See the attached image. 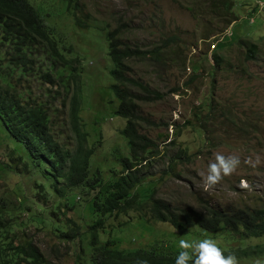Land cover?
I'll return each mask as SVG.
<instances>
[{
  "label": "rangeland",
  "instance_id": "1",
  "mask_svg": "<svg viewBox=\"0 0 264 264\" xmlns=\"http://www.w3.org/2000/svg\"><path fill=\"white\" fill-rule=\"evenodd\" d=\"M35 1L46 10L47 23L54 34L82 58L80 124L90 146L98 143L96 134L101 133L96 158H101L105 149L112 152L119 148L129 154L128 144L119 133L126 122L113 115L119 101L110 90L115 81L108 71L111 63L105 40L108 32L118 29L121 41L132 49L146 51L168 44L159 57L128 61L132 69L129 77L164 96L155 102H138L139 114L160 125L140 126L141 133L153 139L161 153L146 181L154 182L157 198L196 209L204 205L220 210L264 209V0H231V10L222 5L224 1L231 4L230 0H80L81 10L76 11L89 26L87 29L76 26L72 14L63 12V4L58 0ZM233 19H237L235 24ZM171 37L174 42L169 41ZM251 45H256L258 52L254 59L247 60ZM34 89L36 95L47 99L37 83ZM129 89L142 94L136 87ZM51 91V97H56L50 105L54 137L74 151L77 141L69 115L72 94L61 96L57 89ZM200 111L204 113L199 120L196 114ZM186 121L194 123V130L184 128ZM199 121H206L204 125L213 133L219 148L208 152L207 144L197 136L194 138ZM235 121L244 130L238 132L239 128L231 125ZM165 124L169 127L165 128ZM176 126L182 129L181 137H175ZM97 129L101 132H95ZM5 139L0 134V153L5 155V164L15 170L13 173L0 161V186L8 193L14 188L11 196L17 198L35 177L18 162V153L8 147L19 150L20 146L2 145ZM173 140L176 144L170 146ZM195 140L199 147L195 146ZM181 147H190L187 153L193 156L202 149V155L193 157L192 162L179 163L173 174L164 175L169 160ZM217 155L226 160L235 158L238 164L230 174L222 172L217 184L206 187L204 178L210 164L217 163ZM147 184L145 190H149ZM55 197L41 202L50 209ZM80 212L76 211L77 215L66 210L62 219L71 217L78 222ZM84 213L86 221L91 222L90 211L86 209ZM26 216L27 213L23 219ZM126 220L134 224L126 226ZM137 221L135 217L108 219L101 239L103 242L116 239L121 249H140L158 241L167 243L172 235L165 224L150 221L144 227ZM25 230V235L51 264H75L78 250L72 242L61 240L51 228L27 225ZM238 264H264V258L241 260Z\"/></svg>",
  "mask_w": 264,
  "mask_h": 264
},
{
  "label": "trees",
  "instance_id": "2",
  "mask_svg": "<svg viewBox=\"0 0 264 264\" xmlns=\"http://www.w3.org/2000/svg\"><path fill=\"white\" fill-rule=\"evenodd\" d=\"M58 2L63 4V12L72 14L76 26L89 28L76 11L81 10L80 0ZM222 5L227 10L233 9V1L231 4L224 1ZM236 22L237 19L232 20V23ZM119 34L118 29L110 31L105 40L111 63L108 71L115 81L110 90L119 101L113 115L126 122L119 133L128 144L129 154L119 148L112 152L105 149L98 159L95 148L97 146L98 150V144H101V133L96 134L98 143L90 146L88 135L80 124L84 85L80 54L54 34L41 3L0 0V134L6 138L2 145L18 144L19 150L8 147L18 153V162L35 177L25 193L17 198L11 196L15 193L14 188L8 193L0 186V264H51L25 235L27 225L36 229L51 228L61 240L72 242L78 250L75 264H176L177 256L183 251L179 244L181 237H186L190 243L212 240L225 257L234 255L238 263L264 258V209L175 206L157 198V191L152 186L154 182H146L153 162L161 153L158 144L141 133L140 126L160 125L139 114L138 102H155L164 96L129 77L132 69L128 61L159 57L168 44L146 51L132 49L121 41ZM169 41L174 42L175 38L171 37ZM247 51L246 59L252 60L258 48L251 45ZM35 83L41 94L47 96L45 101L36 95ZM132 86L142 94L131 91ZM54 89L61 96L72 94L69 115L77 141L74 151L61 144L52 131L50 105L56 98L51 97ZM202 113L196 114L199 120ZM204 122L199 121L194 138L197 136L204 141L209 152L220 145L214 143L213 133ZM193 125L186 121L184 128L194 130ZM231 125L238 127V132L244 130L236 121ZM182 135V129L176 126L175 137ZM169 144L176 143L173 140ZM194 144L200 146L196 140ZM187 150L190 147L179 148L169 160L164 175L173 174L179 163L192 162L193 157L202 155V149L196 156L189 155ZM0 161L14 173L12 165L5 164L3 153H0ZM146 184L149 190H145ZM77 195H80L78 200ZM50 196L56 197L49 209L41 201ZM86 209L90 211L91 222L86 221ZM66 210L75 214L80 210L79 221L71 217L62 219ZM25 213L28 216L23 219ZM125 217H135L144 227L150 221L165 224L172 230V235L167 243L158 241L140 249H121L120 241L116 239L103 242L101 233H106L107 220ZM124 223L126 226L134 224L129 220ZM189 252L193 259L188 264H194L195 253Z\"/></svg>",
  "mask_w": 264,
  "mask_h": 264
},
{
  "label": "clouds",
  "instance_id": "3",
  "mask_svg": "<svg viewBox=\"0 0 264 264\" xmlns=\"http://www.w3.org/2000/svg\"><path fill=\"white\" fill-rule=\"evenodd\" d=\"M217 163H212L209 166L208 175L204 178L206 187H212L221 179V173L230 174L238 160L230 158L226 160L224 157L217 155ZM180 248L183 249L176 258V264H188L189 260L193 259L189 250L195 253L194 264H238L237 258L234 255L225 257L216 243L212 240H202L198 243H190L185 239L179 241Z\"/></svg>",
  "mask_w": 264,
  "mask_h": 264
}]
</instances>
